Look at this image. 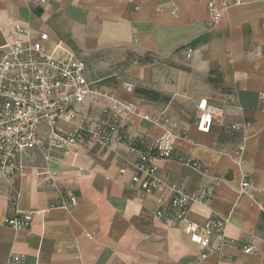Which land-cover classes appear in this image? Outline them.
<instances>
[{
  "label": "crops",
  "instance_id": "1",
  "mask_svg": "<svg viewBox=\"0 0 264 264\" xmlns=\"http://www.w3.org/2000/svg\"><path fill=\"white\" fill-rule=\"evenodd\" d=\"M10 19L34 38L47 33L50 52L63 55L60 45L86 62L91 94L76 109L91 128L116 119L106 112L113 99L137 103L138 112L119 119L108 149L81 145L77 158L57 152L49 163L77 198L71 210L50 208L56 190L39 188L40 150L22 176L0 178V264L13 255L22 264H195L201 249L187 226L159 219L157 194L132 182L137 151L169 130L180 134L174 153L185 160L158 159L159 178L189 193L214 185L213 199L188 218L228 220L223 257L203 264H264V0L233 4L216 24L208 0H0L1 28ZM203 98L217 112L209 133L197 129ZM245 175L251 187L242 193ZM30 210L38 211L30 229L4 225ZM249 245L257 251L245 252Z\"/></svg>",
  "mask_w": 264,
  "mask_h": 264
},
{
  "label": "built area",
  "instance_id": "2",
  "mask_svg": "<svg viewBox=\"0 0 264 264\" xmlns=\"http://www.w3.org/2000/svg\"><path fill=\"white\" fill-rule=\"evenodd\" d=\"M48 0H41L45 3ZM247 0H208L210 23L216 24L225 11L233 4L244 3ZM0 26L4 41L0 45V178L14 179L22 176L27 168L26 158L35 157V151L40 150L43 162L38 166L40 177L39 188L53 187L56 190V201L50 208L71 210L77 205V198L69 193L59 181L58 170L51 168L49 163L57 161V152L78 157L79 146H91L103 151L108 149L115 140L119 127V119L128 114L138 112L135 102L113 99L107 108V113L116 115V119L102 126L91 128L86 117L80 119L77 104L85 101L91 94L90 82L86 76V62L67 49L58 45L64 52L58 56L50 52L45 43L49 35L38 32L33 37L32 30L21 26L13 20L2 22ZM190 51V50H189ZM124 88L131 92L135 85L126 80ZM264 101V93L261 94ZM197 129L209 133L215 121L217 112L209 104L208 98L201 99L197 104ZM118 118V119H117ZM155 123L159 117L146 116ZM72 124V131L65 130L60 124ZM240 124L232 126L241 130ZM180 134L169 130L153 144L137 151L133 164L132 182L143 195L157 194L158 208L156 216L172 223H184L191 233L192 240L200 247L201 253L195 264L203 262L211 255L223 257L227 244V224L224 218H214L199 224L188 218V212L195 204H205L213 199L216 187H204L195 193H189L175 183L166 182L158 176L159 166L156 163L161 158H175L184 161L183 157L175 156L174 142ZM243 151L242 144L239 146ZM193 168L203 172L202 164L197 160L187 161ZM125 168L121 172H125ZM82 171V169H81ZM241 192L251 187V180L244 176ZM170 206L176 209L170 214L166 199ZM17 195L13 196L16 202ZM36 210H30L22 216L6 217L4 225L15 230H28L33 224ZM247 253L256 252L255 246H245ZM11 264H22L23 257L13 255Z\"/></svg>",
  "mask_w": 264,
  "mask_h": 264
}]
</instances>
